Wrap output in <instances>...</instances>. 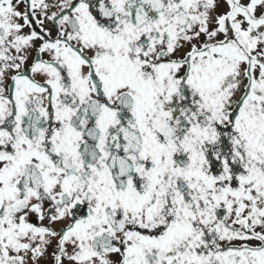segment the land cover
<instances>
[{"label": "snow or ice", "instance_id": "1", "mask_svg": "<svg viewBox=\"0 0 264 264\" xmlns=\"http://www.w3.org/2000/svg\"><path fill=\"white\" fill-rule=\"evenodd\" d=\"M0 264H264V0H0Z\"/></svg>", "mask_w": 264, "mask_h": 264}]
</instances>
